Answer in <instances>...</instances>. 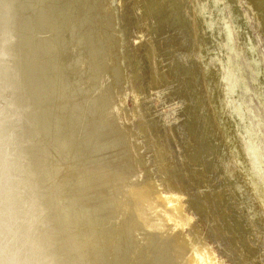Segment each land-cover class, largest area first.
Returning a JSON list of instances; mask_svg holds the SVG:
<instances>
[{
  "label": "bare ground",
  "instance_id": "obj_1",
  "mask_svg": "<svg viewBox=\"0 0 264 264\" xmlns=\"http://www.w3.org/2000/svg\"><path fill=\"white\" fill-rule=\"evenodd\" d=\"M5 2L0 126L13 121L32 134L12 161L0 264H28L30 255L49 264H231L209 248L185 188L148 165L142 135L129 127L135 119L145 134L136 120L144 92L120 83L123 39L108 24L124 1Z\"/></svg>",
  "mask_w": 264,
  "mask_h": 264
},
{
  "label": "rangeland",
  "instance_id": "obj_2",
  "mask_svg": "<svg viewBox=\"0 0 264 264\" xmlns=\"http://www.w3.org/2000/svg\"><path fill=\"white\" fill-rule=\"evenodd\" d=\"M123 1L108 24L111 37L123 39L120 83L144 92L136 120L146 137L135 119L129 125L142 135L143 159L185 188L211 250L231 264H264V181L257 175L264 168L257 167L254 146V138L264 141V0ZM0 3L1 31L7 2ZM12 122L0 126L3 242L12 209L6 191L19 163L12 161L32 134ZM2 172L11 177L3 180Z\"/></svg>",
  "mask_w": 264,
  "mask_h": 264
},
{
  "label": "clouds",
  "instance_id": "obj_3",
  "mask_svg": "<svg viewBox=\"0 0 264 264\" xmlns=\"http://www.w3.org/2000/svg\"><path fill=\"white\" fill-rule=\"evenodd\" d=\"M247 15V14H246ZM260 134H257V136ZM254 146H255V155H256V163L258 168H264V141H258L254 138ZM258 178L261 181H264V176H259ZM28 264H49L46 258H42L39 260H33V257L30 255L28 257Z\"/></svg>",
  "mask_w": 264,
  "mask_h": 264
}]
</instances>
